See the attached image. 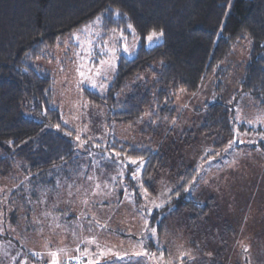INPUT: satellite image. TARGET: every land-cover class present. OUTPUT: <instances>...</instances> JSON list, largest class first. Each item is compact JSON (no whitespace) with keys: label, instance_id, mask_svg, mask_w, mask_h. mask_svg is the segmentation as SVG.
Here are the masks:
<instances>
[{"label":"rangeland","instance_id":"rangeland-1","mask_svg":"<svg viewBox=\"0 0 264 264\" xmlns=\"http://www.w3.org/2000/svg\"><path fill=\"white\" fill-rule=\"evenodd\" d=\"M69 34L57 40L43 66L52 79L51 106L74 132L80 171L73 177L68 168L53 170L54 178L46 175L43 182L36 176L40 198L19 197L29 219L26 209L13 221L10 204L0 207V264H51L53 253L58 264H264V105L240 92V69L226 74L221 86L214 73L196 92L175 98L179 118L156 138L167 157L150 192L141 181L144 161L112 147L117 141L148 143L150 134H142L141 125L108 121V108L82 94L87 88L105 95L120 55H135L137 35L104 30L100 17ZM147 37L145 47L162 41ZM216 101L231 111L233 137L212 157L213 140L199 128L203 106ZM87 142L106 149H85ZM187 167L196 176L186 198L200 206L211 199L212 207L193 222L190 212L174 216L172 206L154 216ZM126 177L136 180L135 192ZM9 188L0 186L5 194Z\"/></svg>","mask_w":264,"mask_h":264},{"label":"trees","instance_id":"trees-1","mask_svg":"<svg viewBox=\"0 0 264 264\" xmlns=\"http://www.w3.org/2000/svg\"><path fill=\"white\" fill-rule=\"evenodd\" d=\"M96 17L104 30L130 36L134 29L140 43L133 57L120 55L104 96L87 88L82 94L88 103L108 108V121L141 125V133L150 134L148 143L112 145L144 161L141 181L150 192L167 157L163 141L156 138L163 127L172 131L176 126L180 113L174 101L180 92H196L214 73L221 86L224 76L239 68L240 92L264 105V0H0V186L10 187V193L0 190V207L10 204L13 221L23 209L29 219L19 197H38L36 176L43 182L53 170L68 168L71 176L76 168L80 171L74 132L51 106L52 79L43 63L59 38ZM152 30H163L162 41L145 47ZM202 110L199 131L213 140L207 156L214 157L233 137L232 114L220 101ZM88 142L85 149H106ZM179 176L170 201L153 215L172 206L174 216L190 212L193 222L205 216L212 200L200 206L186 198L194 168ZM126 180L135 192L136 180Z\"/></svg>","mask_w":264,"mask_h":264},{"label":"snow or ice","instance_id":"snow-or-ice-1","mask_svg":"<svg viewBox=\"0 0 264 264\" xmlns=\"http://www.w3.org/2000/svg\"><path fill=\"white\" fill-rule=\"evenodd\" d=\"M117 14H119V13H117ZM99 19V18H98ZM128 27H129V29H132V26L131 25H128ZM133 32H134V29H133ZM163 36V30H161V31H159V32H157L156 30H152L150 33H149V35H148V37H147V40L151 43V42H153L154 40H158V39H160L161 37ZM137 39H139L138 37H137ZM124 51H128V49H127V46H125V48H124ZM82 75V74H81ZM57 127H59V126H57ZM132 164H135V163H137V161L136 160H131L130 161ZM186 191H190V189H186ZM157 207H160L161 205H156ZM155 229H152L151 230V232L154 234L155 233ZM245 250H247V249H245ZM53 255V260L51 261V264H58V261H57V259H55V257H56V253H53L52 254Z\"/></svg>","mask_w":264,"mask_h":264}]
</instances>
